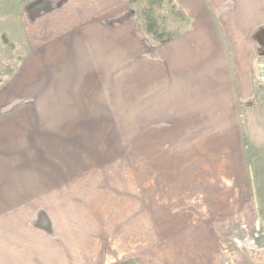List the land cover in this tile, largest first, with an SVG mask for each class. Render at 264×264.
I'll return each instance as SVG.
<instances>
[{
	"label": "rangeland",
	"instance_id": "rangeland-1",
	"mask_svg": "<svg viewBox=\"0 0 264 264\" xmlns=\"http://www.w3.org/2000/svg\"><path fill=\"white\" fill-rule=\"evenodd\" d=\"M59 3L0 0L1 231L34 220L63 239L95 232L92 264H264V89L202 101L201 83L177 94L167 68L148 95L121 39L106 60L98 36L42 18L31 49L30 10ZM171 10L157 21L175 36Z\"/></svg>",
	"mask_w": 264,
	"mask_h": 264
},
{
	"label": "crops",
	"instance_id": "crops-1",
	"mask_svg": "<svg viewBox=\"0 0 264 264\" xmlns=\"http://www.w3.org/2000/svg\"><path fill=\"white\" fill-rule=\"evenodd\" d=\"M58 1H61L60 5L47 4L35 14L30 10L29 19H26L30 25H25L23 38L31 49L34 40L30 32L32 24L42 18L43 30L48 31V21H58L59 34L75 25L81 26L83 36H98L104 40L106 48L98 45L96 39H92L94 37L88 39L96 48V54L106 57V60L110 56L108 53L114 54V36L117 47L121 45L120 39L125 45L124 49L117 50L125 54L123 58L128 66L131 62L129 54L136 51L131 64L138 76L144 77L138 85H147L148 95L155 90L162 92L164 84L152 78H163L160 76L169 68L178 70L176 73L173 71L175 81L170 83L177 94L183 85L190 89L189 84L196 91L197 84L201 83L203 88L198 92L203 94L202 101L214 100L215 92L227 102L238 100L242 103L253 96L255 62L259 55L264 54V0H162V3H169L172 10L177 9L184 14L179 25L181 31L165 44L149 37L146 30L138 26L146 0ZM3 43L6 45L8 41L5 39ZM42 44L46 46L43 41ZM15 223L11 227L7 224L8 234L1 231L0 222V264H92V261H98L97 253H87V244H95L100 237L95 232H89L85 238H67L64 235L63 239L58 235L56 224L34 220L23 221V226ZM60 223L62 226H59L65 229V224ZM50 225L54 236L47 235ZM14 238H20L19 249L10 243ZM54 240H57L55 245L52 243ZM4 241H8V246Z\"/></svg>",
	"mask_w": 264,
	"mask_h": 264
},
{
	"label": "trees",
	"instance_id": "trees-1",
	"mask_svg": "<svg viewBox=\"0 0 264 264\" xmlns=\"http://www.w3.org/2000/svg\"><path fill=\"white\" fill-rule=\"evenodd\" d=\"M162 0H146L145 5L141 9V26L146 32L157 40L161 44H165L173 39V35L170 32L159 30L158 17L160 16L163 20H166L165 16L159 14ZM172 16L183 20V12L177 9L172 10ZM264 55V54H261Z\"/></svg>",
	"mask_w": 264,
	"mask_h": 264
},
{
	"label": "built area",
	"instance_id": "built-area-1",
	"mask_svg": "<svg viewBox=\"0 0 264 264\" xmlns=\"http://www.w3.org/2000/svg\"><path fill=\"white\" fill-rule=\"evenodd\" d=\"M255 84L264 89V55L258 56L255 62Z\"/></svg>",
	"mask_w": 264,
	"mask_h": 264
}]
</instances>
